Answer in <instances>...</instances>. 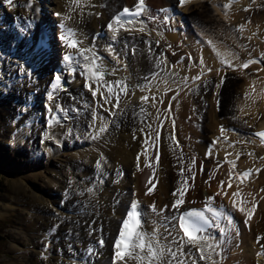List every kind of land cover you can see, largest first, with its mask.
<instances>
[{"label":"bare ground","instance_id":"bare-ground-1","mask_svg":"<svg viewBox=\"0 0 264 264\" xmlns=\"http://www.w3.org/2000/svg\"><path fill=\"white\" fill-rule=\"evenodd\" d=\"M113 1L104 0L103 4H106V10L102 9V11H98L96 8L99 0H35L33 2L32 0H15L11 4L6 2L7 7H11L12 11L0 6V24L4 25V30L0 33L16 35L19 32L17 26H21L23 32L29 33L28 43H22L20 38L24 37L23 33L18 35L17 43L22 44L25 52L19 47L15 48L11 45L8 47L9 43L3 40L0 46V49L3 47V55L5 52L11 55L16 52L20 58L19 62L16 63L9 56L6 60L4 59V66L7 69L15 64L16 68L13 73L18 80L29 77L35 69L40 70V74L36 78L39 81L40 92L38 95H31L37 104V111L44 112L42 116L39 115L40 118L37 122L39 126L34 128L31 123H26L25 129L21 131L6 128L10 137L2 141L3 151L0 150L2 152L0 164L9 165L7 171L13 176L15 185L19 189H32L38 186V189L33 190L34 201L30 205L24 206L22 213L23 221L30 220V214H35V222L28 228L26 227L29 237L33 238L37 235L48 242V238H52V234L56 231L50 222L51 206H55L56 210L61 212L63 209H68L62 204L64 198L58 194L57 188L59 183L62 184L60 186L65 184V181L61 182L62 177H64L63 171L56 164H52L53 156H58L59 153L67 150L65 149L66 135L69 137L72 129L81 123V118L78 115L66 113L65 108L71 106V102H65L64 106L61 104L55 106L56 97L60 95L62 89L68 87L73 95L93 101L91 113L87 116V125L89 126L88 132L85 133L87 138L82 141L79 140L74 146H71V151H76L71 156L82 158L84 172L89 177L93 163H98L102 158L106 159V162H101V173L105 175L99 181V187H95L91 180L88 184L82 183L79 188L92 190V194H84L78 199L79 202L83 203L82 208L79 209H87L89 212L88 215L79 218L82 220V225L84 222L87 225L90 222L91 226L95 223L93 228L98 229V231L94 234L100 236L99 238L107 239L106 245L108 246L109 240L114 235V229L112 230L111 227L125 213L127 210L125 208L132 202L138 201L142 209L143 230L147 233H152L155 230L161 245L166 248L170 247L172 251H177L180 237H182L176 225L178 211L185 209L183 207L187 205L188 207L201 206L206 204L210 197H215L211 203L224 206L230 210L233 213V223L231 225L222 223L221 227L228 229L226 234H221L218 228L210 231L209 236L214 238L211 242H219L220 244V248L216 249L219 255H213L212 259L217 264H255V253H257L264 260V254H261L264 253V196L259 199L260 209L255 217L252 216L253 219L251 220H248L245 213H240L238 208H234L232 204L233 200L241 198L240 196L233 197V193H239L240 188L250 189L252 187L250 189L252 194L255 190L257 194L259 193L257 192L258 188L261 189L264 184V144L251 137H237L235 133L231 132L234 127L229 125L223 126L228 131H225L224 136H220L218 129L221 125L220 116H226L231 112L227 106L220 110V113L215 109L212 110L213 112L210 111V123L204 126L212 133L209 136L212 140V144H210L205 137H201L199 131L203 118L202 123L198 122V118L205 114L203 102L206 95H193V91L199 90L202 85L209 84L215 78L217 82L212 86L209 84V88L213 87L212 89L216 88L219 91L224 81L223 78H226L222 94L227 92L226 88L230 90L232 87L231 95L234 96V92L237 91V93H241L239 98H244L242 105L239 98L240 103L238 104L236 99L234 104L239 113L235 116L236 119H244L245 121L247 119L249 122L248 126L241 127L242 133H250L259 128H264V11H257L258 7L263 9L264 0H199L186 2L183 6H179L178 0H150V9L154 14L158 15V12L166 7H176L179 16L163 25L158 24V16L154 20L144 16L130 26L119 28L115 33L106 31L104 38H98L95 41L94 36L99 34L103 28L100 27V21L105 20L111 11L114 14L116 3ZM122 1L126 3L123 5L124 7L131 6L136 2V0ZM177 1L178 4L172 7V4H176ZM20 5L22 8L24 5L27 6L24 8V12L19 9L18 6ZM20 11L25 14V17L19 15ZM180 13L183 14L181 19ZM190 21L197 23L200 28L194 29L195 31L190 29V24H187ZM90 24L96 32H90ZM241 26H243L242 30ZM47 27L51 31L56 30L57 33V37H53L54 47L50 52L46 50V47H37V43L31 41L38 37V32L40 33ZM142 27L144 28L143 32L140 31ZM66 29L75 32L74 38L80 41V51L91 49V52L84 54L95 55L98 58L96 63L99 65V70L103 72L104 78L99 83L100 91L96 95H93V91L98 87V84L95 79L89 80L85 61L82 59L80 51L66 47L65 41L61 39ZM164 31L176 32V39L173 41L166 39L162 35ZM49 36L51 37V35ZM206 36L211 37L214 46L206 43ZM160 37L166 43L169 53L179 52L178 56L174 58L175 61L184 58L183 56L186 55L185 66L184 64L166 66L167 57L162 58L163 61L160 62L158 58L140 51L135 60H133L134 58L131 59L129 51L131 47L139 46V44L141 46L145 38L157 41ZM126 44L129 45L128 48H126ZM152 50L158 52L155 45L152 46ZM163 50L166 49H161V51ZM67 55H72L73 61L71 63L64 59ZM221 56L232 67L239 66L253 57H260L263 62L262 65L253 64L244 70L240 68L233 70L232 67L221 62ZM201 58L203 65L200 64ZM187 61L189 64H186ZM157 65L159 66L157 67ZM221 66H225L226 69L219 70ZM159 68H163L161 74ZM209 68L212 69L209 71L210 73L208 72ZM50 69L51 73H54L52 77L59 74L63 78V82L55 90L52 87L55 82L54 78L52 79L47 75ZM200 73L205 74L200 82L193 86H179L181 82L194 79ZM253 73L258 74L260 78L252 77ZM43 75L44 77L41 78ZM147 75H149L148 78ZM123 79L127 81L126 93L121 90L124 89L123 86H117V82H121ZM89 83L93 89L90 94L85 90L89 89L87 87ZM105 85H112L114 93L119 92L118 109L113 108L117 102L115 95L109 94ZM15 89L18 90L17 87ZM246 93H250L248 98L245 97ZM145 96L148 97L147 101L142 100V97ZM104 97H107L111 103L106 104ZM173 97H175L173 99L175 127L170 124L163 113L164 107ZM224 98L226 102H229L230 98ZM20 99L22 98L18 97V100ZM62 99L64 98L62 97ZM0 100L2 105L9 110L8 112L3 111V117L6 121V115L14 113L16 108L9 107L8 97L5 94L0 93ZM213 102V107H215V97ZM43 104L46 105V109ZM40 106L43 108L41 109ZM29 108L30 106H24L25 111ZM141 109H145V111L139 113L138 111ZM24 110L19 111L17 117L22 116ZM113 110L114 113L111 115ZM20 113L21 115H19ZM120 124L119 134H115L116 127ZM149 125L151 128L148 127ZM102 126H106V131L98 134V130ZM257 126L259 128L250 130V127ZM157 130L159 131V140L155 139ZM43 132L42 156L31 157L21 165L10 167L13 155L25 149L26 145H29L28 142ZM173 132L178 137L177 143L172 138ZM149 133V143L146 144V134ZM226 137L229 138L230 143L222 141ZM49 138L52 140L51 143L48 142ZM242 141H247V143L244 144ZM23 144L26 145L23 147ZM180 147L184 148V152H181ZM44 148L48 150L43 154ZM3 152H6L8 156L3 157ZM138 155L139 161H137ZM157 155L160 160L158 163ZM228 160H236L241 170H253V174L247 182L243 184L234 182L231 183V187H228L230 181L228 179ZM132 161L133 163H131ZM135 161L136 164L133 166ZM201 163H204V169L199 167ZM149 164L151 167L148 166ZM117 166L123 170L117 177L120 185L118 182L114 185L107 176L109 173H114ZM257 169H259L258 172ZM31 171L36 172L32 178ZM181 172H184L183 175ZM193 175L195 181L191 178ZM185 178H187V188L184 203L177 210L173 208L174 201L177 199L173 193L181 186V182ZM43 179L46 185L43 187L37 185L40 180L43 182ZM28 180H31L29 184L32 188L27 186ZM173 180H175L174 184H172ZM221 181L224 182L223 188H221ZM116 186L120 188L118 194L114 193V190L118 189ZM150 188L152 189L151 193L146 194ZM218 192L219 195H217ZM257 195L260 196L261 194ZM248 198L250 197L248 196ZM152 205H155L156 211L151 210L150 206ZM9 208L10 206L7 205L1 207L0 217L4 218L10 214ZM92 212L94 218L90 217ZM104 222L109 226V230L104 229L101 232L100 229ZM65 227L66 224L59 232L61 234H57L55 237L61 236L65 230L77 232L73 225H70L68 229ZM80 229L81 232L78 236L82 243L81 246H84L86 242L93 243L87 239L88 233L82 228ZM214 232L217 233L215 237L213 236ZM107 246L99 248L98 253L99 251L100 253H97L95 258L92 252L91 256H88L90 259L87 262L84 260L82 264H113L114 247L109 246L107 248ZM17 247V252H23L20 245ZM73 247L76 252L80 251L78 244ZM181 251L184 256H180L178 253L177 260L184 259L191 264V258L196 257L199 264H211L210 261L200 260L198 250L190 245H185ZM46 252L47 250L43 249L42 253L39 252L35 255V258H38L40 254H46ZM192 253H195V256ZM107 256L108 259H112V263L107 262ZM167 258L171 259V257ZM36 261L38 260L33 262ZM58 262L61 261L50 259L47 264H57ZM67 263L68 261L65 262V260L63 263L61 262V264ZM120 264H125V262H120ZM126 264H138V262L126 259Z\"/></svg>","mask_w":264,"mask_h":264},{"label":"rangeland","instance_id":"rangeland-1","mask_svg":"<svg viewBox=\"0 0 264 264\" xmlns=\"http://www.w3.org/2000/svg\"><path fill=\"white\" fill-rule=\"evenodd\" d=\"M99 1L100 2H98V4L96 5L97 10L98 11H100V10L102 11V9L106 10V8H105L106 4L105 3L103 4L104 0H99ZM6 2H8V0L7 1L0 0V3H1L0 6H3L4 9H8V11H12L11 7L10 8L7 7ZM113 2L116 3L115 9L113 8L115 10V11H113L114 13L116 11H118L124 4H126V3H123L122 0L121 1L114 0ZM18 7H20L19 9H21V11L24 12L25 11L24 8H26L27 6L25 7V5H24L22 8V6L20 5ZM262 7H263V9L258 7L257 11H260V10L264 11V6L262 5ZM174 8H176V7H174ZM21 11L19 12V15H22L25 17V14ZM112 14L113 13L111 11L110 15H108L105 18V20L100 21L102 23V24L100 23L101 28L104 26V23L106 22V20H108V18L112 16ZM100 18H101V16H100ZM1 23H3V22L1 21ZM187 24L188 25L190 24L189 28L192 30H194L197 27H200L199 25H197V23H195V22L193 23L191 21ZM17 27H19L20 29L18 28L19 32L16 35H13L12 33L11 34L10 33L9 34L8 33H0V36H1L0 46L2 45V42L4 40V41L9 43L8 47L10 45L13 47L15 46V48L19 47L20 49H22L25 52V48L22 47V44L19 45L17 43L18 35L23 33L24 37L20 38V39H21L22 43H24V42L28 43L29 42V36H28L29 33L26 31L23 32V29L21 28V26H17ZM89 29H90V32L95 31L94 27L93 28L91 27V24H90ZM3 30H4V25L0 24V32H2ZM20 31H22V32H20ZM157 41L155 39L145 38L144 43L141 44V46L139 44V46L135 45V46L131 47V49L129 50L131 59L134 58L133 60H135L136 56L140 52H144V53H147L151 56L158 58V56L160 54H158V52L156 53L154 50H152V46H154V45L158 49ZM144 44H147V45H144ZM162 45L159 48H162V47L165 48V45L164 44H162ZM128 46L129 45L126 44V48H128ZM2 51H3V47H2V49H0V83H1L0 93L2 95L5 94L8 97L9 107H15L16 110L14 113L6 115V121H5L4 117H3V111L5 110V112H8L9 110L7 109L6 106L2 105L3 103L0 100V150L1 151H3V147H2L3 142L2 141L4 139H9V137H10V133L6 132V128L13 129V130L19 129L21 131V130L25 129L26 123H31V126L34 125V128H37L39 126L37 123L39 118H40L39 115L42 116L44 113V112L37 111L38 110V108H36L37 104L31 98V95H38V93L40 92V87L38 88L39 81L36 79L37 75L40 74V70L35 69L29 77H23L20 80H18L15 77V74L13 73V71L16 68V65L13 64V66L11 65V67L9 66L7 69H6V66H4V64H5L4 59L6 60L7 58H9V56L11 57V59L13 61H16V63H18L19 59H20L18 54L15 52V53H12V55H11L10 53L6 54V52H5L6 55L4 54L5 55L4 56ZM161 58H163V57H161ZM159 71L161 74L163 71V68H160ZM220 72H222V71H220ZM53 74L51 73V69H50V72L47 75H49V77H52ZM43 77H44V75L41 76V78H43ZM143 77H145V76H143ZM146 77L148 78L149 75H147ZM252 77H254L255 79L260 78V76L258 74H254V73H253ZM53 78L54 77H52V79ZM223 79H224V81H223L222 87L219 91L216 88L212 89L213 87L209 88V84H211V86H212L214 83L217 82L216 78L214 80H211V82L209 84L207 83V84L202 85V87L199 90L193 91V95H195V96L196 95L198 96V94L206 95L204 102H203L205 114H203L204 115L203 117L198 118V122L200 123L202 118H203V123L201 122L202 125L200 126L199 131L201 133V137H205L206 140L208 142H210V144H212V140L209 136H211L212 133L204 126L206 124L210 123V117H209L210 113H211L210 111H212L214 109L217 110L218 113H220V110H222L225 106H227L228 108L231 109V112L228 115H226V116H224V115L220 116L219 115L221 118L220 119L221 125H219L220 127L218 128L219 130H221V127H223L224 125L233 126L235 128L233 130L237 133V137L242 138L243 133L242 132L240 133L241 127L242 126L246 127L249 125L248 124L249 122L247 119H246V121L244 119L238 120V118L236 119V117H235L239 113H238L236 106H234V104H235L236 99H237V103L238 104L240 103L238 101V98L240 97L241 93H237V91H236V92H234V94H235L234 96L231 95L230 90L233 91V89L231 87L230 90H229V88H226L227 92L222 94V92L224 91L223 86H225L226 78H223ZM16 87L18 88L17 91H16V89L14 90V88H16ZM207 88H209V90H207ZM5 90H6V92H5ZM26 90H28V91L26 92ZM85 90L88 92V94L91 93V91L89 89L88 90L85 89ZM10 93H11V95H10ZM12 93L15 95H13ZM76 96L77 95H73L70 92V89H68V87H65L64 90L62 89V91L60 92V95L57 96L55 99V101H56L55 106H57L59 104L64 106L65 102H68V103L71 102L70 104H72V105L65 108L66 113H71L72 115H78L81 118V123L79 126H76L75 128L72 129V131L69 134V137H68V135H66L65 149H67V150L63 153H59L58 156L52 157V160H53L52 164L53 165L56 164V166L61 168L63 171L62 174L64 177H62L61 182L65 181V184L63 186H60L62 184L59 183L58 184L59 186H57V188L59 191L58 194L62 198H64V200L62 199V204L64 205V207H68V209H63L61 212V211H57L55 206H51L50 213H49V216L51 218L50 222L53 224V228H54V230L56 229V231L52 234V238L51 237L48 238V242H45L44 238H42V237L40 238L37 235L33 236V238H31V236L29 237V235H28V232H27L28 226H31V224L35 222V214L34 213L30 214V216H29L30 220H25V221L22 220L23 209L26 206L30 205L31 202L34 201L33 190L35 191L36 189H38V186H36V188H32L29 184V181H31V180H28L27 186L28 187L30 186V188H32V189H29V188L28 189H24V188L19 189L17 187V185H15V182L13 180V176L10 175V173L7 171V168H9V165H7V164L1 165L0 164V208L3 206H6V205L10 206V208H11V209L9 208L10 214H7L6 215L7 217L6 216L4 218L0 217V264H14V263H16V264H19V263H23V264H25V263L26 264H35V263L47 264V261H49L50 259H52L53 261H55V259H59L62 263L65 260V262L68 261L67 264H82V262L84 260L87 262V260L90 259L88 256H91L92 252L94 253L93 256L95 258L97 253H98L99 248H105L107 246L106 245L107 239L99 238L100 236L98 237V235L94 234L95 232L98 231V229L93 228L95 223L91 226L90 222L88 223V225L86 222H84V225H82V220L79 219V218H83L85 215H88L89 212L87 209H85V210L79 209V208H82L83 203L79 202L80 200H78V199L80 197H82L84 194H88V195L92 194L91 193L92 190H87V189L82 190L79 188L81 187L82 183L88 184V182L91 180L93 181L92 183H94L93 185L95 187H97V188L99 187L100 184H98V183H100L99 181H101L102 176L105 175L104 173L103 174L101 173L102 172L101 162H104L106 159L102 158L99 161V164L93 163V165L91 167L92 172H91V176H90L91 178H90L89 175H86V173L84 172V166H83L82 158L80 156H76V157L71 156V155H74L76 153V151H71V149H72L71 146H74V144L76 142H78L79 140L82 141V140H85L87 138L86 137L87 135H85V133L88 132V127H89L87 125V122H88L87 116L89 113H91L90 109H91V106L93 104V101L91 99L85 100L84 97H79V96L76 97ZM18 97H21L22 99L18 100ZM62 97L64 99H62ZM214 97H215V101H216L215 107H213L214 106V102H213ZM224 97L230 98L229 102H226ZM239 100L241 101V105H242V101L244 100V98L241 97V98H239ZM33 104H35V105H33ZM26 105L28 107L30 106V108L27 111L24 110V106H26ZM43 105H44V108L46 109V105L45 104H43ZM244 105L247 106V104H244ZM40 107H41V109L43 108L42 106H40ZM21 110H24L22 112L23 117L22 116L17 117L19 111H21ZM144 111H145V109H141L138 112L140 113V112H144ZM28 112H31L32 114L31 113L29 114ZM19 115H21V113ZM249 115H251V114H249ZM84 117H85V119H84ZM125 119H126V116H125ZM26 121H29V122H26ZM120 128H121V124L117 125L115 134L116 133L119 134ZM257 128H259V126L250 127V130H254ZM239 129H240V131H239ZM225 131H228V130L225 129ZM44 132L40 133V135L35 136L30 142H28L29 143L28 146L26 144H23V147L26 145L27 149H26V147H25V149L21 148L22 150L16 152L13 155V161L10 162V165H11L10 167H12L13 165H16V166L21 165V164L25 163L31 157L35 158V157H41L42 156L41 152H42V144L44 143V137H43ZM220 135H221V133H220ZM48 142H50V143L52 142L51 138L48 139ZM243 143L245 144L247 142L244 141ZM232 146H234V144ZM180 148H181L180 149L181 152H184V148L183 149H182V147H180ZM47 150H48L47 148H44L43 154L46 153ZM0 155L2 156V152H0ZM5 156L7 157L8 154L6 152H3V157H5ZM131 163H133V161ZM135 164H136V161L133 164V166H135ZM199 167L204 169L205 168L204 163H201V165ZM115 170L116 171L114 173L113 172H112V174L109 173L107 176H109L110 180H112V183L114 185H116L117 182H118V185H120L119 179L117 177H118L120 172L121 173L123 172V170L119 166H117L115 168ZM35 173L36 172L31 171V174H30L31 178L34 177L33 175ZM122 176H124V175H122ZM194 181H195V178H194ZM174 183H175V180L172 181V184H174ZM105 184H104V186H105ZM32 185H34V184L32 183ZM37 185H39L41 187H43V185L45 186L46 184L44 183V179H43V182H42V180H40L37 183ZM117 186H116V188H118V189L114 190L115 194H118V192L120 191V188ZM155 188H156V186H155ZM250 189L249 188L245 189L243 191L244 192L243 194H245V195L242 194L243 197L245 196V200L247 202L245 200L243 201V199L241 201H243L245 203V204L243 203L244 204L243 207H245L246 210H248V209L250 210L253 207V205L255 204V212H254L255 215L254 214L252 215L253 217H255L258 210L260 209V200L259 199H261L264 196V184L262 185L261 189H260V187L258 188L257 192H259V193H257V194H261L260 196H258L256 194V190H255L254 194H252L253 192ZM261 191H263V192H261ZM248 196L250 198H248ZM70 201H72V202H70ZM187 207H188V205L184 206L183 208H187ZM2 212H3V210H2ZM92 214H93V212L91 213L90 217H93ZM245 217H246V214H245ZM253 217H252V219H253ZM58 219H59V221H58ZM118 222H119V220L117 221L116 224H114L113 227H111L112 230L114 229V233H115L116 227L118 225ZM65 224H66V227H65L66 229H68L70 227V225H73L75 227V229L77 230V232H75V230H74V233H76V234H74L73 232L68 231V230H65V231L63 230L64 232L61 236L55 237L57 234H61L59 232L62 230V228ZM80 228H82L83 231L88 233V235L86 237L88 240L93 241V243L86 242L84 246H81L82 243L80 242V238L78 236V234L81 232ZM108 228H109V226H107V223L104 222V225H102V228L100 229V231L102 232V231H104V229H108ZM168 237H169V235H168ZM82 239H85V238H82ZM111 240H109L110 242H109L107 248H109V246H111L110 245ZM100 241H103L102 245H101ZM75 244H78V246L80 247L79 252H76L74 250L73 246ZM17 245L21 246V249L23 252H17V248H18ZM111 247L113 248V245ZM43 249L47 250L46 254H44V253L40 254L38 256V258L37 257L35 258V255L39 252L42 253ZM99 253H100V251H99ZM36 259L38 261L33 262ZM61 262H58L57 264H61ZM107 262L112 263V259H108V256H107ZM260 262H261L260 259L255 261L256 264H260ZM261 264H264V263L261 262Z\"/></svg>","mask_w":264,"mask_h":264},{"label":"snow or ice","instance_id":"snow-or-ice-1","mask_svg":"<svg viewBox=\"0 0 264 264\" xmlns=\"http://www.w3.org/2000/svg\"><path fill=\"white\" fill-rule=\"evenodd\" d=\"M8 3H12V0H8ZM186 3V0H179V6H183ZM30 6V5H29ZM146 11H148L147 6L144 3V0H139L138 4L135 6L134 9H129L125 7L123 9V12L117 15L114 18V22L118 25V27H123L126 24H132L134 21L131 19H126V17H140L142 16ZM161 11H167V10H161ZM57 15H60L57 13ZM148 19H155L154 17H148ZM143 23V21H141ZM108 28L110 31H113L114 33L117 31V29L113 28V24L109 23ZM243 29V26H241V30ZM127 30V29H126ZM140 31L143 32L144 28H140ZM75 32L71 29H66L65 34L61 37L62 40L65 41V45L68 48L72 49H79L80 41L74 38ZM157 43H159L157 41ZM211 44V41L208 42ZM91 49H86L83 51H80V55L82 59L85 61V67L87 69V75L89 80L95 79L98 87L93 91L91 83L87 85L90 91H93V95H96L97 92L100 91L99 83L101 80H103V72L99 70V65L96 63V60L98 59L95 55L88 56L84 53L91 52ZM218 55H220L218 53ZM231 55V53H229ZM64 59L71 63L73 61L72 55H67L64 57ZM221 62L224 64H227L229 67H232V65L223 57L221 56ZM259 60L250 59L246 63H243L242 65H239L241 68H248L249 65L253 63H259ZM200 64L203 65V59L201 58ZM159 65H157L158 67ZM208 71H212V69H208ZM186 79V78H185ZM194 79H200L199 76L194 77ZM55 82L53 83L52 87L55 90L58 86L61 84V76L59 74H55L54 76ZM120 82H117L119 84ZM255 83V82H253ZM219 86V85H217ZM107 92L109 94H114L116 103L113 105V108H119V99L120 94L119 92L114 93V88L112 85H105ZM126 93V87L124 89H121ZM253 91L255 89L253 88ZM250 96V93H246L245 97L248 98ZM51 98V94H50ZM175 99V97H173ZM105 103H111L107 99V97H104ZM142 100L147 101L148 97H142ZM153 100H155V97H153ZM60 111H63V109H60ZM235 118V117H234ZM173 125L175 124V121H172ZM151 128V126H148ZM106 131V126L100 127L98 130L99 133H103ZM225 129L221 127V136H224ZM149 134H146L145 143H149L148 136ZM254 136L259 137L261 142L264 143V131L261 132H255L253 133ZM171 138V137H170ZM156 140H159V131L156 132ZM238 158V157H237ZM159 157L157 155V163H158ZM137 161H139V155L137 156ZM233 167H235V162H230ZM99 164V162H98ZM151 167V164L148 165ZM191 171V169H189ZM252 169H248L246 172H244L242 175L238 174L241 180L243 178L248 177L252 173ZM257 172L259 169L256 170ZM181 175H183V172H181ZM229 176L231 177V172L229 173ZM194 180V175L191 177ZM151 183V181H149ZM223 181H221V188H223ZM231 181L228 183V187H231ZM154 187V186H153ZM187 188V178L184 179V181L181 182V186L173 193L174 196H177V199L174 201L173 208L179 209L183 203H184V196L186 193ZM152 189L150 188L148 190V193L150 194ZM220 193L218 192L217 195ZM227 195V193H224ZM239 193H233V197H238ZM215 197H210L208 201H206V207L204 210H190L183 212L178 218L179 221V228L183 230V236L180 237V243L177 251H172V249L166 248L165 246L161 245L159 243V240L157 239V233L154 230L152 233H147L143 230L142 227V212L139 209V202L134 201L130 205V210L126 214V219L122 223V230L119 233V237L116 240L114 244V264H120V262H125L126 259L137 261L138 264H188V262L184 259L177 260V254L179 253L180 256H184V253L181 251V249L185 245H190L192 248H195L198 250L199 253V259L210 261L211 264H217L215 260L212 259L213 255H219V252L216 251V249L220 248L219 242L213 243V237L202 235L201 233L205 232L206 229L204 228L205 225H213V220L209 218L206 213H211L212 217L215 218V227L219 229V232L221 234H226L227 230L225 227H221L219 221L223 218L227 220L228 225H231L233 223L231 216L225 215L223 212L217 210L214 207H211V201L214 200ZM243 201L239 200H233L232 204L234 208H238V210L241 213H245L248 220H251L252 215L255 212V204L250 210H246L245 207H243ZM152 211H156L155 205L150 206ZM247 223V221H245ZM175 242V238H174ZM101 245L103 244V241H100ZM264 254V253H261ZM193 256H195V253H192ZM167 257H171V259H168ZM193 264H195V261L193 260Z\"/></svg>","mask_w":264,"mask_h":264}]
</instances>
